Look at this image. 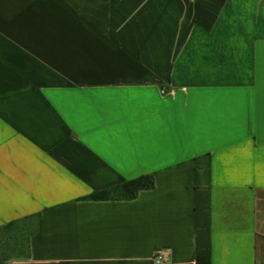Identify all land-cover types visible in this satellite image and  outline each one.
I'll return each mask as SVG.
<instances>
[{
    "label": "crops",
    "instance_id": "crops-1",
    "mask_svg": "<svg viewBox=\"0 0 264 264\" xmlns=\"http://www.w3.org/2000/svg\"><path fill=\"white\" fill-rule=\"evenodd\" d=\"M32 215L9 264H264V0H0V226Z\"/></svg>",
    "mask_w": 264,
    "mask_h": 264
},
{
    "label": "trees",
    "instance_id": "trees-1",
    "mask_svg": "<svg viewBox=\"0 0 264 264\" xmlns=\"http://www.w3.org/2000/svg\"><path fill=\"white\" fill-rule=\"evenodd\" d=\"M153 188V177L141 175L113 187L90 194L89 200H132L142 190ZM37 215L7 222L0 226V264L14 258H28V241L36 230Z\"/></svg>",
    "mask_w": 264,
    "mask_h": 264
},
{
    "label": "built area",
    "instance_id": "built-area-1",
    "mask_svg": "<svg viewBox=\"0 0 264 264\" xmlns=\"http://www.w3.org/2000/svg\"><path fill=\"white\" fill-rule=\"evenodd\" d=\"M165 260V257L162 253H157L154 257H153V263L154 264H163Z\"/></svg>",
    "mask_w": 264,
    "mask_h": 264
},
{
    "label": "rangeland",
    "instance_id": "rangeland-1",
    "mask_svg": "<svg viewBox=\"0 0 264 264\" xmlns=\"http://www.w3.org/2000/svg\"><path fill=\"white\" fill-rule=\"evenodd\" d=\"M20 258H14V259H12V260H19Z\"/></svg>",
    "mask_w": 264,
    "mask_h": 264
}]
</instances>
